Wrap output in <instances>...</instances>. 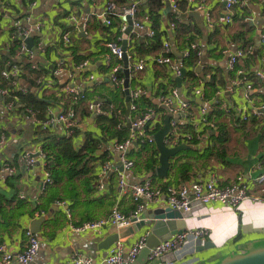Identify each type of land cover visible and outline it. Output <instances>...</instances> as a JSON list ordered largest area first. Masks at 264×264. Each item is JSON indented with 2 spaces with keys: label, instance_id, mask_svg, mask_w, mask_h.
<instances>
[{
  "label": "crops",
  "instance_id": "obj_1",
  "mask_svg": "<svg viewBox=\"0 0 264 264\" xmlns=\"http://www.w3.org/2000/svg\"><path fill=\"white\" fill-rule=\"evenodd\" d=\"M174 1L0 0V59L2 54L7 53L11 43L10 36L18 19L30 16L32 26L40 25L39 30L33 31L31 36L33 58H28L27 61L23 57L16 59L21 60L18 64L22 67L25 63H30L29 67L32 65L36 69L35 73L27 74L23 68V77L18 79V88L14 89L23 100L29 94L28 99L33 102L30 105L23 104L18 96L15 106L7 112L0 99V134L5 137L4 144L0 146V244H4L10 253L15 255L22 252L26 244L24 232L29 229L40 244L36 258L29 264H71L70 258L74 253L95 261L106 257L109 250H99L98 244L116 232L113 227L105 226L97 231L74 233L70 230V225L106 219L114 206L125 215L135 209L136 203L130 192L121 195L118 193L117 172H109L101 178H98V174L100 166L106 161H110L114 169L118 168L119 152L115 146L123 142L130 133L126 122L140 117L149 109H163L159 100L161 93L172 88L178 89L169 68L153 61V58L163 54L164 42L170 46L171 58L180 62L185 69L180 99H195L193 89L201 88L204 94L201 102L206 106L208 114L212 108L220 110L213 123L216 127H223L225 140L216 143L213 155L207 162L194 157H183L180 153L184 151L180 152L171 159L168 176L160 181L152 177L153 171L158 167L159 154L155 152V145L147 144L138 148L131 146L125 152L127 159L134 165L126 172V182L133 184L149 177L155 178L154 186L164 193L169 185L188 183L197 177L203 180L214 178L220 187L244 186L249 194L262 195L255 185V178L264 173V116L240 122L237 114L243 105L251 108L264 103V0H243L244 4L240 8L231 11L229 23L225 21V0ZM33 2L35 5L32 6ZM110 2L117 7L136 3L137 11L133 21L143 26L138 33H131L128 39L126 53L131 64L129 90L143 91L142 97L137 101L138 111L129 113L128 119L125 116L122 87L108 84L111 82L109 75L112 66L123 64L111 57L107 45L116 42L121 47V36L127 26L125 17L116 16L111 18L110 26L105 24L104 13ZM200 5L202 9L198 10ZM149 30L155 32L154 37L147 35ZM65 34L70 37L68 45L62 40ZM39 43L40 51L36 49ZM154 43L159 48L151 49ZM190 43L198 44L200 52L194 65L187 63L195 58V52L189 58L182 57ZM232 45L251 48L237 62V69L243 70L252 83L248 103L242 98V89L233 86L228 88V84L237 78L227 69L229 54L234 51ZM138 60L145 62L142 71L135 70ZM83 62H87V66L77 70V65ZM57 66L61 67L62 72L55 75L53 70ZM197 66H200L198 72ZM190 73L194 78L187 77ZM91 75L93 80H89ZM212 77L215 82L208 85ZM39 78L41 80L38 82ZM30 80H33V85ZM190 83L193 84L192 87H189ZM71 86L84 93L86 103L71 101L65 89ZM19 88H26L27 94H21ZM116 89H120L121 94L114 97L110 93ZM30 94L33 97L30 98ZM88 101L99 103L102 112L94 114L88 111ZM217 104L219 107H216ZM114 105L117 107L114 108ZM25 106L35 111L39 120H43L48 112L57 114L72 110L77 119L73 136L68 137L61 124H56L50 130L40 131L24 110ZM199 106L197 102L190 103L189 112L197 115ZM82 107L88 111V116L80 113ZM114 109L123 118L113 116L114 123L105 121L100 126L97 117L104 116L108 119L111 114L115 115ZM176 119L182 133L196 132L194 127L198 124L197 120L190 119L188 115ZM119 125L125 128L120 141L116 135ZM106 127L112 135L108 141H104L108 135L107 130L103 131ZM84 134L91 135V149L84 150L78 159L75 153L86 141ZM208 134L210 136L211 132ZM212 135L216 137L217 130ZM204 138L205 135L199 145H184L189 147L187 150H201L210 141L207 137ZM66 143L70 150L66 157L58 160L49 157L53 174L61 175L57 177V183L53 180L50 185L52 191L46 195L44 193L47 189L40 191L45 174L44 162L28 168L21 157L22 153L39 152L44 148L61 154ZM130 155L136 157L137 161L129 158ZM185 160H190L194 167L188 178L181 181L176 169ZM4 164L11 166L14 171L2 172ZM100 183L103 185L101 189ZM141 202L146 208L142 213L143 221L148 220L149 210L167 207L164 201L161 204L145 200ZM184 222L188 236L182 248L177 251L174 264H218L229 253L242 252L239 246L245 243L264 245L263 202L248 199L235 211L220 203H211L194 210ZM197 230L204 231L205 235L193 238L191 232ZM150 231L151 227L144 226L137 233L118 241L128 247L141 236L147 233L149 236Z\"/></svg>",
  "mask_w": 264,
  "mask_h": 264
},
{
  "label": "built area",
  "instance_id": "obj_2",
  "mask_svg": "<svg viewBox=\"0 0 264 264\" xmlns=\"http://www.w3.org/2000/svg\"><path fill=\"white\" fill-rule=\"evenodd\" d=\"M175 2L174 0H170ZM207 0H203L206 2ZM225 21L229 23L231 21V11L234 8H240L244 4L243 0H225ZM35 3H32V6ZM174 7H176L174 5ZM198 10L202 9V5L197 7ZM137 4L133 3L129 6L117 7L114 3H109L106 6L104 13L105 24L111 25V18L116 17H125L130 16L132 21L136 15ZM207 19L209 20V15L206 13ZM75 20L74 17L71 18ZM172 27L174 24L171 25ZM40 25L35 24L32 26L30 16H26L23 19H18L15 22L13 31L10 36V40H18L19 45L17 48L16 59L26 58L32 59L34 55L33 44L30 49L27 48L25 40L33 36V31L39 30ZM133 27L135 30H142L143 26L134 23ZM18 32V33H17ZM135 33V32H134ZM147 35L152 38L155 36V32L149 30ZM18 38V39H17ZM62 40L68 45L70 44V37L65 34L62 36ZM120 41V39H118ZM110 50L111 57L121 61L122 59V50L121 47L116 43H109L107 45ZM234 51L229 54L227 61V69L229 72H233L237 78L232 81L231 87L242 89V98L247 103L249 102V92L252 90L251 80L248 78L247 74L241 70L237 69V62L239 59L246 56L250 51L249 48H244L239 46L232 45ZM38 51L41 50V44L39 43L36 46ZM163 54L153 58V61L157 65H165L169 68L173 76L179 77L181 73V64L180 62L173 60L170 56V46L167 42L163 43ZM192 52H195L197 57L200 56L199 47L196 43H190L188 50L183 54V58H188ZM144 60H138L135 64L136 71H142L144 68ZM87 66V62H83L79 66L77 65L76 69H82ZM129 70L131 64H129ZM121 65H114L111 68L109 79L112 84L115 86L122 87L123 78L119 77L121 73ZM35 69L31 65L30 70ZM62 72L60 66H57L53 70V74L58 75ZM23 73L22 65L11 61H6L4 68L0 71V77L2 80H5L7 83V88H0V97L4 104V107L7 112L12 110L15 106L14 103L17 100V93L14 91L15 88H18V79ZM260 75V74H257ZM131 76V72H130ZM94 77L91 75L89 80H93ZM41 78L38 79V82ZM72 102H85V95L78 88L70 87L65 88ZM11 90L12 93H11ZM19 92L23 95L27 94L26 88H19ZM143 91L136 89L130 91V113L138 111L137 101L142 97ZM193 96L200 101L204 100V94L201 88L193 89ZM163 111L149 109L143 112L140 117L130 120V133L128 137L121 143L115 146L117 152H119V157L117 161L122 165L124 171H129L133 167V163L129 161L126 157V150L134 146V143L139 146L142 144H154L152 136L163 124L164 116L168 115L173 117H179L182 115H188L190 119L197 120V123L194 127L196 132L194 134H185L182 133L177 125V119L170 120V132L164 139V144L168 148H174L181 144H191L194 140L200 141L202 136L205 135L202 133L205 127L215 129L216 126L213 122H210L207 119V109L206 106L200 105L198 114L194 115L189 112L190 108V99H180L178 89L172 88L166 94H163L159 98ZM88 111L94 114H100L102 112V107L99 103H94L88 101L86 104ZM24 110L32 118L34 124L40 131H47L54 127L56 124H61L67 132L68 137H72L74 129L77 127L76 115L72 110L67 112H60L54 114L48 112L46 117L43 120H39L35 111L31 108L25 107ZM228 112L229 109H226ZM116 118H123L120 112H117L115 115ZM238 120L240 122H248L251 118H261L264 116V103L258 107H248L246 105L241 106L238 109ZM119 128L121 125L118 126ZM204 132V131H203ZM5 142V137L3 134H0V146ZM22 159L24 160L28 168H32L35 165L42 163L45 160V155L42 150L39 152H30L25 151L22 153ZM2 172L12 173L14 170L11 166L4 164L1 167ZM109 172H117L118 174V193L124 194L130 192L134 202L136 203L135 209L130 212L128 215L122 214L117 206H114L109 216L106 219H100L96 221H86L79 225H70V230L74 233H84L89 231H97L102 229L105 226H111L115 230L119 228H124L132 226L133 224L142 221V213L145 211V206L142 204V200L153 204H161L162 201L172 210H177L183 216V219H187L194 210L206 206L211 203H220L227 206L232 210H237L240 204L245 200H251L253 202H263L264 203V173L259 174L255 178V185L259 188L262 195H253L249 194L246 190V187H220L214 178L208 180H203L200 177L188 182L180 183L179 185H169L165 188V192L155 187L152 179L149 177L140 183L129 184L126 182L125 174L120 172L118 168H113V164L110 161L104 162L100 166L98 178L105 177ZM53 184V180L49 173L45 171L44 179L40 187V191L44 192L50 185ZM103 185L100 183L99 188L101 189ZM23 196H21L22 198ZM26 238V244L22 252L18 254H12L8 251L4 244H0V264H12L17 262V264H29L37 256L39 251V241L36 235L26 229L24 232ZM193 238H201L205 235L204 231L197 230L191 232ZM188 233L183 231L180 234L172 235L169 239L159 242L154 248L150 249L147 261L145 264H174L177 260L176 253L180 250L187 240ZM148 233L138 238L133 244H130L128 247L122 241H117L108 251L106 257L100 261H95L91 258L82 256L79 253H74L70 258L71 264H131L133 263L141 250L146 246V238Z\"/></svg>",
  "mask_w": 264,
  "mask_h": 264
},
{
  "label": "water",
  "instance_id": "obj_3",
  "mask_svg": "<svg viewBox=\"0 0 264 264\" xmlns=\"http://www.w3.org/2000/svg\"><path fill=\"white\" fill-rule=\"evenodd\" d=\"M127 22V26L124 28L122 33V44L121 50L122 54V68L121 73L123 74V85L122 92L124 94L125 101V116L128 119L130 113V70L128 66V56H127V46L128 39L131 33L137 32L133 27V21L130 16H125L124 18ZM27 48L30 49L32 46V37H29L25 40ZM181 58V55L179 56ZM15 62L20 63L21 60H15ZM200 66L196 67V72H198ZM185 76V69L181 66V73L179 77L172 76V79L177 84L178 93L181 97L180 87L182 79ZM204 80L205 78L201 76ZM110 86H113L111 82H108ZM74 87V86H73ZM228 88H231V84H228ZM1 99V97H0ZM191 103L197 102L199 105H202V102L195 98L189 100ZM177 117L171 118V116H165L163 119L162 126L154 133L152 139L154 141L155 148L159 154L158 156V167L155 169V176L157 178H166L170 169V161L175 158L180 152L187 150L189 147L181 144L174 148H168L164 144V139L170 132V120H176ZM126 127L130 128V122H126ZM134 146L137 145L134 143ZM118 170L123 172L126 175L127 171H124L122 165L117 163ZM148 220L140 221L132 226L119 228L113 234L108 235L104 240L98 244L99 250L108 251L119 239L128 237L140 231L144 226L151 227L149 236L146 238V246L141 250L137 259L131 264H145L147 257L149 255L150 249L154 248L161 241L169 239L172 235L180 234L185 231V222L181 213L177 210H172L169 207H160L156 209H151L148 211ZM42 221V220H41ZM254 242H248L239 249L242 250L240 253L231 252L222 258L218 264H264V246H257Z\"/></svg>",
  "mask_w": 264,
  "mask_h": 264
},
{
  "label": "trees",
  "instance_id": "obj_4",
  "mask_svg": "<svg viewBox=\"0 0 264 264\" xmlns=\"http://www.w3.org/2000/svg\"><path fill=\"white\" fill-rule=\"evenodd\" d=\"M18 33V32H17ZM18 39V38H17ZM18 45H19V41L18 40H14V41H11V43H10V46L7 48V53L6 54H2L1 55V59H0V70H2L3 68H4V66H5V63H6V61H11V62H14L15 60H16V53H17V48H18ZM151 49H155V48H159V46H158V44H156V43H154L151 47H150ZM150 49V50H151ZM191 55V54H190ZM190 57V56H189ZM188 57V58H189ZM186 59V58H185ZM197 59H198V57H197V55L195 56V58H193L192 59V61H191V59L189 60V62L187 63L188 65H194L195 64V62L197 61ZM119 62H121V61H119ZM30 63H25L24 64V72H25V69H26V73L27 74H30V73H35L36 72V69H34L33 71H31L30 72ZM230 73H232V72H230ZM39 74V73H38ZM47 74H50L49 72H47ZM22 75H20V77H21ZM23 77V76H22ZM119 77H121V78H123V74L122 73H120L119 74ZM187 77H190V78H194V76H193V74H191L190 73V76H187ZM212 80L210 81V83H208V85L210 84V85H213V83L215 82V79L212 77L211 78ZM33 80H30V84L31 85H33V82H32ZM42 86V85H41ZM0 88H7V83H6V81L5 80H2V78L0 77ZM12 91L13 90H11V93H12ZM117 91H120V89H116L115 90V93H116V95H120L121 94V91H120V94H117ZM168 91H164V92H162L161 93V95H163V94H166ZM19 97H20V102L21 103H23V104H29L30 105V102H33L31 99L29 100L28 98H29V94H28V98H26V99H21V95H18ZM31 96L33 97V95H31L30 94V98H31ZM22 97H24L23 95H22ZM37 100V99H36ZM191 100V99H190ZM44 103H47V102H44ZM26 107V106H25ZM216 107H219V104H217L216 105ZM85 107H82L81 108V110H80V113H82V114H84L85 116L87 115H89L88 114V111H85V109H84ZM214 108H212V110L209 112V114L207 113V119L210 121V122H213L215 119H216V117L219 115V112H220V110L219 109H215V110H213ZM160 111H163V109H159ZM229 112H230V110H229ZM133 113V112H132ZM166 116V115H165ZM164 116V117H165ZM109 117V116H108ZM97 123L100 125V126H103V124H104V122L106 121H110V124H112V123H114L113 121H114V117L111 115L110 116V118H105L104 116H99V117H97ZM216 126V125H215ZM108 131V135H106L107 136V138L106 139H104V141H108V138H112V135L110 134V132H109V130H108V128L106 127V128H104L103 129V131ZM125 130V128H123V127H121V128H119L117 131H116V135H118L117 136V138H118V140L120 141V137H122V132ZM214 130H217V136L215 137L214 135H212V132H214ZM211 132V135L209 136V134L208 133H210ZM204 134H205V138L207 137V139L208 140H210V141H208V143H207V145L205 146V147H203L201 150H187V152L188 153H190L187 157L189 158V157H194L196 160H199V161H204V162H207L208 161V159L213 155V150L215 149V145H216V143H219V142H224V140H225V130L223 129V127L221 126V125H218L215 129H211V128H209V127H205V129H204V132H203ZM84 136L86 137V141H85V143L83 144V146L82 147H80L79 149H78V151L75 153V156H76V158H81V153L84 151V150H90L91 149V146H89V144H90V141H91V135L90 134H84ZM214 137V138H213ZM43 138H45L44 136H43ZM204 138V139H205ZM67 139H71V138H67ZM45 140V139H44ZM201 141V140H200ZM200 141H197V140H194L193 142H192V144L194 145V146H196V145H199L200 144ZM143 145H147V144H142V145H139V146H143ZM136 148H138V146L136 147ZM43 152H44V155H45V160H44V170L47 172V173H49V175L51 176V178H52V180H54V182L55 183H57V177H59L61 174L60 173H56V174H53V169H51V164H50V160H49V157H51V158H54V159H56V160H58V159H60V158H62V157H66V155L67 154H69V152H70V150H69V148H68V146H67V143L66 144H64V149H63V152L61 153V154H59V153H56V152H51L49 149L47 150V149H44L43 148V150H42ZM155 152H157L156 150H155ZM71 154H73V153H71ZM80 162H81V160L78 162V164H80ZM148 162V161H147ZM134 165V164H133ZM193 167H194V165L193 164H191L190 163V160H185V162L184 163H180V164H178L177 165V176L180 178V180L181 181H184V180H186L187 178H188V174H189V172H191L192 171V169H193ZM202 167H205V165L204 164H202ZM151 171H153L154 169L151 167ZM70 171H72L71 169H70ZM155 171H153V174H152V177H155V178H157L155 175ZM52 176H54V177H52ZM75 176H76V174H75ZM155 178L154 179H152V181L153 180H155ZM154 182V181H153Z\"/></svg>",
  "mask_w": 264,
  "mask_h": 264
},
{
  "label": "rangeland",
  "instance_id": "obj_5",
  "mask_svg": "<svg viewBox=\"0 0 264 264\" xmlns=\"http://www.w3.org/2000/svg\"><path fill=\"white\" fill-rule=\"evenodd\" d=\"M193 86V84H191L190 83V85H189V87H192ZM112 96H114V97H117L118 95H116V93L115 92H111L110 93ZM117 94H120V91H117ZM114 108H116L117 106L116 105H114L113 106ZM116 112H118V110L117 109H114V113L116 114ZM152 146H154V145H152ZM180 154H182V156L183 157H186V156H188L190 153H188L187 151H184V152H182V153H180ZM128 158V157H127ZM129 158H131V159H134V160H136V157H134V156H129ZM137 161V160H136ZM172 162V161H171ZM158 179V180H157ZM156 180L157 181H160V178H156ZM50 187V186H49ZM47 188V190L45 191V193L44 194H49V192H51L52 191V187H50V188ZM262 246H264V245H262Z\"/></svg>",
  "mask_w": 264,
  "mask_h": 264
}]
</instances>
